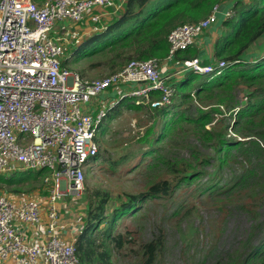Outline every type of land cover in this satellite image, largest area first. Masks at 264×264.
I'll return each mask as SVG.
<instances>
[{
    "label": "trees",
    "instance_id": "obj_1",
    "mask_svg": "<svg viewBox=\"0 0 264 264\" xmlns=\"http://www.w3.org/2000/svg\"><path fill=\"white\" fill-rule=\"evenodd\" d=\"M230 2L233 3L229 6L231 15L222 19L208 62L217 65L219 61H225L226 66L219 74L183 69L182 75L171 84L174 94L171 103L166 105L136 104L131 97L119 102L118 106L124 105L131 110L142 111L145 105L163 119L157 135H153V124L138 139L146 148L141 158L149 156L148 166L157 172L146 174L145 187L138 193L126 191L110 196L107 191H95L93 196L89 192L86 194V216L75 241L80 264H113L117 257L112 250L121 257L126 243L132 242L130 231L118 232L117 224L130 216L140 228L143 204L150 199L166 197L182 184L197 182L207 166L213 169L208 173L209 179L196 186L193 192H208L210 196L224 194L228 199L250 186L251 189L243 191L245 197L253 198L264 187V0H126L104 31L85 37L78 46L68 49L66 56L71 58L72 64L79 60L76 58L81 48L98 44L112 35L100 49L112 72L120 70L132 59L155 57L162 62L169 53L167 38L172 29L184 23L198 22L219 4ZM217 21L218 17L211 25ZM198 50L196 44L189 45L176 51L172 59L182 64L183 60L196 57ZM105 61L99 62L105 64ZM69 67L68 64L66 68ZM239 90L243 94L238 101ZM150 95L152 99L161 97L158 90L150 91ZM194 101L197 106L190 112L185 105ZM170 112V118L165 119ZM191 135L195 142L190 140ZM174 147L187 150L188 156L171 158ZM98 158L97 152L89 163ZM238 158L247 166L230 171V178L219 185L218 175ZM124 160L119 159L117 163ZM45 171L3 173L0 184L12 193L28 192L34 188V183L42 182ZM166 174L172 180L165 178ZM181 208L182 205L177 206L172 214L179 216ZM240 208L249 215L256 214L254 207L244 205ZM162 239L163 236L158 235L140 243V264L154 262L156 253L161 251ZM227 255L209 264H264V234L256 243L251 233L247 234L240 248Z\"/></svg>",
    "mask_w": 264,
    "mask_h": 264
},
{
    "label": "built area",
    "instance_id": "obj_2",
    "mask_svg": "<svg viewBox=\"0 0 264 264\" xmlns=\"http://www.w3.org/2000/svg\"><path fill=\"white\" fill-rule=\"evenodd\" d=\"M125 1L0 0V172L45 169L42 179L48 191L46 196L0 192V262L79 264L75 241L60 236L64 225L56 203L65 192L71 199L82 195L86 165L98 151L100 121L118 99L131 97L150 107L171 103L170 75L163 74L155 57L132 59L100 78H89L64 64L68 45H77L84 33L74 25H89L90 32L103 30L108 24L105 17ZM216 9L198 22L172 29L166 59L193 44L217 19ZM230 15V9L224 12L225 18ZM225 66L223 60L203 66L198 58L186 59L175 74ZM111 90L117 98L100 99L92 112L82 109ZM152 90L161 97L152 99ZM73 217L79 233L84 215L77 212Z\"/></svg>",
    "mask_w": 264,
    "mask_h": 264
},
{
    "label": "rangeland",
    "instance_id": "obj_3",
    "mask_svg": "<svg viewBox=\"0 0 264 264\" xmlns=\"http://www.w3.org/2000/svg\"><path fill=\"white\" fill-rule=\"evenodd\" d=\"M111 37L112 35H109L98 44L91 43L89 47L81 48L77 52L76 59L79 58V60L72 64H70L71 58L67 56L66 61L70 68L89 78H100L110 74L112 71L106 59L102 57L100 49L105 42L111 40ZM81 41L77 45H68L69 50L78 46ZM93 51L95 54H91ZM99 61H105L106 65ZM164 66L163 70L167 72V66ZM182 73L183 71L179 70L177 75L180 77ZM169 81L172 84V80L169 79ZM242 94L243 92L239 90L238 101L242 98ZM119 100L100 124L96 136L99 142V158L97 161L92 160L86 168L84 190L77 200L69 198V201L73 203L78 200L85 201L88 192L92 196L95 191H107L110 196L126 191L138 193L145 187L146 174L157 172L149 168L148 165L151 162L149 156L141 158L146 148L145 144H141L138 139L153 124H155L153 135H157L163 119L149 111L145 105L142 111L131 110L124 105L118 106ZM185 106L190 112H194L197 103L194 101ZM170 116L171 112L165 119ZM190 140L196 141L193 135L190 136ZM132 155L135 157L131 158ZM173 156L186 157L188 152L174 147L171 158ZM119 159L125 160L117 163ZM110 163L114 165L113 168L110 167ZM246 166L247 164L240 158L236 159L235 163L224 168L216 178L219 179V185H223L230 178V171H239ZM212 170L211 166H207L197 182L191 185L182 184L166 197L150 199L143 204L140 212H144V217L140 228L138 224H135L136 221H132V217H124V220L117 224L118 232L130 231L132 242L126 243L121 257L115 249L112 250L117 257L113 264H140L142 253L139 251L140 243L147 242L158 235L163 236L161 251L156 253L157 258L152 264H209L227 257L228 253L240 248L249 233L255 243L260 241L264 234V187L257 188V190L260 189L256 195L257 198L253 197L255 191L250 192L253 193V198H249V195L245 197L246 192L243 190L251 189L250 186L237 191L228 199L224 197V194L210 196L208 192L203 193L198 190L193 192L196 186L209 179L208 173ZM165 178L172 180L168 174ZM42 188H44L43 182L34 183V188L24 193L33 195ZM0 192L12 193L1 184ZM179 205H182V208L180 215L176 217L172 213ZM244 205L254 207L256 214L249 215L243 211L240 206Z\"/></svg>",
    "mask_w": 264,
    "mask_h": 264
},
{
    "label": "crops",
    "instance_id": "obj_4",
    "mask_svg": "<svg viewBox=\"0 0 264 264\" xmlns=\"http://www.w3.org/2000/svg\"><path fill=\"white\" fill-rule=\"evenodd\" d=\"M232 4L231 2L228 5L225 4L224 10H226V7L227 9H230L231 7L229 8V6H232ZM115 14L116 12L113 13V15ZM112 17H113L112 15L111 16L108 15L105 17V20L109 23ZM217 17H218V21L214 23L213 25H211L202 34H200L193 43V45L196 44L199 49L196 58L199 59V62L201 64H207L208 62H210L211 55H212V47H213L215 39L217 38L220 32V24L222 22V19H224L223 12L221 13L218 12ZM74 26L76 29L80 30V32L82 30L84 31V33L82 34V39L92 34V32H90L89 30L90 28L89 25L85 27H82L79 25H74ZM173 59H165L164 61L161 62L162 71L164 72L163 74L170 75V79L172 80V82H174L175 80L179 78V75L175 74V72L180 67V64H178L176 60L174 61ZM164 65L167 66V72L163 70ZM115 96H116V93L111 90L110 92L97 96L94 99L95 102L93 104H90V103L83 104L82 109L85 112H92L95 110L94 108L97 106V103L100 101V99L105 102V101L111 100L112 97H115ZM47 192L48 191L44 188L43 191L42 190L37 191L35 192V194L46 196ZM69 198H70V195L67 192H65L61 195L60 199L56 203V206L59 210V222L64 225L63 229L60 232V236L69 241H76L79 233L77 232V226H75V223L73 221L74 220L73 216H75L77 212H80L85 217L86 216V213H85L86 203L85 201H80V200L73 203L69 201ZM37 228L40 230L41 233H43L42 231L43 226L41 227L39 226ZM27 233L34 234L38 237H41L40 235H37L35 231H32V232L29 231ZM0 264H13V263L11 260H8V261L0 262Z\"/></svg>",
    "mask_w": 264,
    "mask_h": 264
},
{
    "label": "clouds",
    "instance_id": "obj_5",
    "mask_svg": "<svg viewBox=\"0 0 264 264\" xmlns=\"http://www.w3.org/2000/svg\"><path fill=\"white\" fill-rule=\"evenodd\" d=\"M122 9V8H121ZM121 9H119L117 12H116V14H118V12L121 10ZM228 10V9H227ZM226 10H224V11H222L223 12V15H224V12H225ZM217 13H218V11H217ZM221 13V12H220ZM115 14V15H116ZM112 16H114V15H112ZM224 19H226L225 18V16H224ZM108 25V24H107ZM107 27V26H106ZM106 28H104L103 30H100V31H98V32H92V34L93 33H99V32H101V31H104ZM89 36V35H88ZM198 37V36H197ZM196 37V38H197ZM82 41H83V39H82ZM81 41V42H82ZM192 45V44H191ZM173 58V57H172ZM194 58H196V57H194ZM193 59V58H192ZM188 60H191V59H188ZM199 60V59H198ZM184 61V60H183ZM222 61V60H221ZM220 62V61H219ZM201 64V63H200ZM201 65H213L212 63H208V64H201ZM222 69V68H221ZM221 69H217V68H215V69H213L212 71H210V72H203V73H200V74H208V73H215V74H219L220 73V71H221ZM219 71V72H218ZM120 102V101H119ZM119 102H118V105H119ZM156 106H158V105H156ZM160 106V105H159ZM107 115V114H106ZM106 117V116H105ZM104 117V118H105ZM103 118V119H104ZM102 119V120H103ZM102 120L100 121V123H99V125H98V128H97V132H98V129H99V127H100V124H101V122H102ZM96 136H97V134H96ZM98 142V141H97ZM98 149H99V142H98ZM98 152V151H97ZM90 161V160H89ZM89 161H88V163H87V165H86V168L88 167V165H89ZM86 168H85V171H86ZM41 170V169H40ZM18 171H24V170H18ZM33 171V170H32ZM34 171H36V170H34ZM0 173H3V172H0ZM6 173V172H5ZM11 173H13V172H11ZM8 174H10V173H8ZM44 174H46V171H45V173ZM44 174H43V176H44ZM85 175H86V172H85ZM43 178V177H42ZM42 182H43V179H42ZM84 182H85V180H84ZM10 192V191H9ZM81 197V196H80ZM79 198V197H78ZM78 198H76V200L78 199ZM82 231V230H81ZM81 231L79 232V234L81 233ZM79 264H80V262H79Z\"/></svg>",
    "mask_w": 264,
    "mask_h": 264
},
{
    "label": "water",
    "instance_id": "obj_6",
    "mask_svg": "<svg viewBox=\"0 0 264 264\" xmlns=\"http://www.w3.org/2000/svg\"><path fill=\"white\" fill-rule=\"evenodd\" d=\"M224 8H225V4L221 3V4L218 5V7H217L216 10H217L218 12H222V11L224 10Z\"/></svg>",
    "mask_w": 264,
    "mask_h": 264
},
{
    "label": "bare ground",
    "instance_id": "obj_7",
    "mask_svg": "<svg viewBox=\"0 0 264 264\" xmlns=\"http://www.w3.org/2000/svg\"><path fill=\"white\" fill-rule=\"evenodd\" d=\"M97 156V155H96Z\"/></svg>",
    "mask_w": 264,
    "mask_h": 264
}]
</instances>
